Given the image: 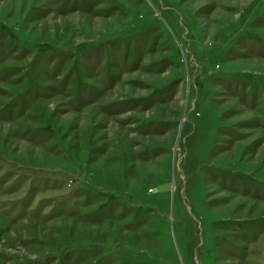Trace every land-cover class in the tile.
<instances>
[{"label":"rangeland","instance_id":"rangeland-1","mask_svg":"<svg viewBox=\"0 0 264 264\" xmlns=\"http://www.w3.org/2000/svg\"><path fill=\"white\" fill-rule=\"evenodd\" d=\"M0 264H264V0H0Z\"/></svg>","mask_w":264,"mask_h":264}]
</instances>
